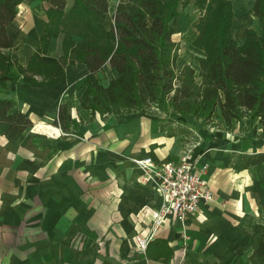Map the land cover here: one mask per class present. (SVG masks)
<instances>
[{
	"label": "crops",
	"instance_id": "0c3cea01",
	"mask_svg": "<svg viewBox=\"0 0 264 264\" xmlns=\"http://www.w3.org/2000/svg\"><path fill=\"white\" fill-rule=\"evenodd\" d=\"M119 1L110 0L107 28ZM49 6L22 0L8 26L14 46L7 52L23 65L42 44ZM62 36L50 41L45 60L60 58ZM64 71L53 84L19 79L0 87V97L32 120L20 131L0 122V264H253V228L264 225V162L235 167L237 155L264 152L249 118L227 123L218 108L213 122L183 115L185 122L168 101L165 114L151 106L103 115L82 105L86 79L106 86L118 71L106 62L90 74L77 59ZM63 103L69 132L55 122ZM190 144L196 162L208 165L213 199L202 200L183 227L169 215L148 251H139L135 236L147 234L160 200L133 159L177 161Z\"/></svg>",
	"mask_w": 264,
	"mask_h": 264
},
{
	"label": "trees",
	"instance_id": "16d2710c",
	"mask_svg": "<svg viewBox=\"0 0 264 264\" xmlns=\"http://www.w3.org/2000/svg\"><path fill=\"white\" fill-rule=\"evenodd\" d=\"M21 1L0 0V87L8 80L19 79L41 85L56 83L64 75L67 61L83 62L90 74L109 62L118 71V77L108 85L86 79L87 87L80 100L92 112L105 115L135 111L159 106L168 98L171 110L179 117L188 114L207 120L218 107L229 123L254 112L264 137V0H253L259 29H247L242 42L230 34V8L224 12L223 2L216 5L210 19L208 15L199 21L196 43L205 57L200 62L198 81L194 67L176 68L179 47L172 36L183 25L178 0H172L173 5L163 0H120L110 28L104 23L110 0H73L69 7L67 0H48L51 6L46 9L42 44L26 65L7 52L14 46L8 26L17 17ZM61 32L62 55L45 60L42 56L50 41ZM36 75L42 78L39 80ZM71 120L72 115L63 103L55 122L69 132ZM0 122L7 123L13 131L32 125L31 118L8 96L0 97ZM261 162L264 152L239 154L235 167ZM252 240V263L264 264L263 224L255 223Z\"/></svg>",
	"mask_w": 264,
	"mask_h": 264
},
{
	"label": "built area",
	"instance_id": "2783aa9c",
	"mask_svg": "<svg viewBox=\"0 0 264 264\" xmlns=\"http://www.w3.org/2000/svg\"><path fill=\"white\" fill-rule=\"evenodd\" d=\"M133 160L143 170V181L154 186L160 200L147 234L135 236V248L144 251L169 215L183 227L190 216L199 213L201 201H211L213 197L205 176L208 165L196 162L193 144L185 146L177 161L157 164L150 156ZM182 238H187L184 231Z\"/></svg>",
	"mask_w": 264,
	"mask_h": 264
},
{
	"label": "rangeland",
	"instance_id": "374dc122",
	"mask_svg": "<svg viewBox=\"0 0 264 264\" xmlns=\"http://www.w3.org/2000/svg\"><path fill=\"white\" fill-rule=\"evenodd\" d=\"M70 1V0H69ZM164 2H170V5L174 3L172 0H163ZM224 3L223 11L225 12L230 8V34L240 42L244 40L245 31L249 28L258 31L259 25L256 22V17L253 13L252 2L253 0H204L201 4L197 0H178V10L182 13V28L177 31L172 38L178 44V59L176 68L182 69L183 66L189 65L196 69V80L200 79L198 73L200 70V62L205 57V52L201 46L196 43V39L199 33L198 23L201 19L208 17L209 19L215 13L220 3ZM227 2V3H226ZM71 6V5H70ZM208 8L209 10H207ZM111 18L110 12L107 15V20ZM107 23V22H106ZM63 35V33L61 32ZM168 98H165L159 104V109L163 114L167 109ZM218 110V107L215 109ZM170 112L171 111L170 109ZM172 113H168L170 116ZM186 115V114H184ZM173 116V115H172ZM176 118H180L178 115H174ZM188 116V114L186 115ZM185 117V116H183ZM213 117V116H212ZM209 117L207 120L203 119L206 123L213 122V118ZM243 117H248L250 120V129H255L254 133L260 134L261 128L258 122V117L254 115V112L247 114ZM243 117L239 118L242 119ZM196 118V117H194ZM185 122H188L187 117L183 118Z\"/></svg>",
	"mask_w": 264,
	"mask_h": 264
}]
</instances>
